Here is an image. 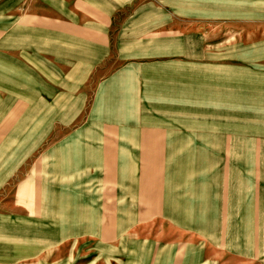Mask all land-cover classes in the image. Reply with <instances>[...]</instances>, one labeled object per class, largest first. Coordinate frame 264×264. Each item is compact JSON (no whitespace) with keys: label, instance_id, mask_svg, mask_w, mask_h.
Instances as JSON below:
<instances>
[{"label":"crops","instance_id":"crops-1","mask_svg":"<svg viewBox=\"0 0 264 264\" xmlns=\"http://www.w3.org/2000/svg\"><path fill=\"white\" fill-rule=\"evenodd\" d=\"M134 1L0 0V264H150L145 227L151 219H157L158 264L262 259L258 198L247 202L242 185L237 193L225 189L213 170L200 177L176 170L181 103L166 99L186 97L177 79L163 82L174 83L160 95L173 107L157 111L163 116L157 129L126 135L138 147L132 166L129 160L119 166L130 151L125 147L124 157L113 151L108 136L116 134L102 118L88 119L71 135L70 115L86 114V99H95L91 114L105 109L102 83L112 87L118 80L106 75L103 81L107 58L134 49L129 31L119 41L114 28L115 12ZM89 83L97 84L92 92ZM72 99L77 110L71 111ZM89 123L97 129H85ZM55 139L60 172L54 171ZM134 169L141 175L130 177Z\"/></svg>","mask_w":264,"mask_h":264},{"label":"rangeland","instance_id":"rangeland-1","mask_svg":"<svg viewBox=\"0 0 264 264\" xmlns=\"http://www.w3.org/2000/svg\"><path fill=\"white\" fill-rule=\"evenodd\" d=\"M123 5L125 9L115 12V36L121 41L128 30L126 39H133L134 49L115 51L107 58L110 66H102V79L115 75V90L102 83L109 87H103L100 105L105 109L100 114H91L93 98L86 99V114L79 120L71 113V135L88 119L102 118L110 124L106 129L114 128L116 135L106 133L114 141L113 151L121 157L125 147L130 151L118 158L119 166L127 160L132 166L131 155L138 147L133 148L126 135L133 138L139 128L156 130L153 125L163 118L157 111L173 107L164 102L180 101L176 121L182 129V158L176 170L197 171L198 177L213 170L215 177L222 176L225 189L237 193L242 185L247 202L257 197L262 218L257 233L264 246V0H135ZM176 79L186 97L160 98L164 86L168 90L174 85L163 82ZM96 85L89 83L86 89L92 92ZM73 101L77 100H71V111L77 110ZM166 121L173 122V116ZM140 123L145 125L139 127ZM89 127L97 129L91 123L85 129ZM84 141L92 144L89 138ZM59 142L55 139L53 150L56 172L61 171ZM138 175L141 169L137 175L134 169L130 177ZM214 185L224 189L219 181ZM133 229L141 230V223ZM145 229L151 240L150 264H158L157 219ZM256 264H264V251Z\"/></svg>","mask_w":264,"mask_h":264}]
</instances>
